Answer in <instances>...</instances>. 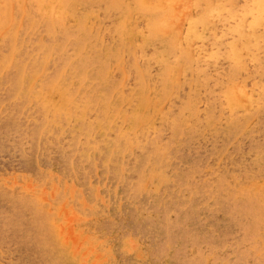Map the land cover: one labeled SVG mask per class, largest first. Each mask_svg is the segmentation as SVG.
<instances>
[{"label":"rangeland","instance_id":"374dc122","mask_svg":"<svg viewBox=\"0 0 264 264\" xmlns=\"http://www.w3.org/2000/svg\"><path fill=\"white\" fill-rule=\"evenodd\" d=\"M0 264H264V0H0Z\"/></svg>","mask_w":264,"mask_h":264},{"label":"bare ground","instance_id":"6f19581e","mask_svg":"<svg viewBox=\"0 0 264 264\" xmlns=\"http://www.w3.org/2000/svg\"><path fill=\"white\" fill-rule=\"evenodd\" d=\"M36 58V57H35ZM48 245V244H47ZM38 248V247H37Z\"/></svg>","mask_w":264,"mask_h":264}]
</instances>
